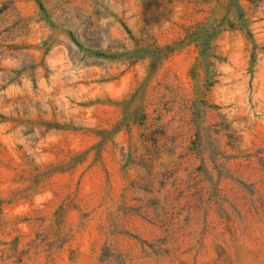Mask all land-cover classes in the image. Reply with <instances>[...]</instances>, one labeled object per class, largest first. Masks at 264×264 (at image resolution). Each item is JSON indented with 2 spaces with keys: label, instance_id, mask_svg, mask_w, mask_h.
<instances>
[{
  "label": "rangeland",
  "instance_id": "1",
  "mask_svg": "<svg viewBox=\"0 0 264 264\" xmlns=\"http://www.w3.org/2000/svg\"><path fill=\"white\" fill-rule=\"evenodd\" d=\"M0 264H264V0H0Z\"/></svg>",
  "mask_w": 264,
  "mask_h": 264
}]
</instances>
